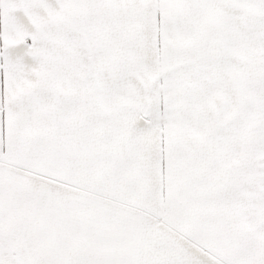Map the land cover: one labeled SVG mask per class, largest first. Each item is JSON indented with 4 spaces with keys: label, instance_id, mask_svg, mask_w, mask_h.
<instances>
[{
    "label": "snow or ice",
    "instance_id": "snow-or-ice-1",
    "mask_svg": "<svg viewBox=\"0 0 264 264\" xmlns=\"http://www.w3.org/2000/svg\"><path fill=\"white\" fill-rule=\"evenodd\" d=\"M0 264H264V0H0Z\"/></svg>",
    "mask_w": 264,
    "mask_h": 264
}]
</instances>
